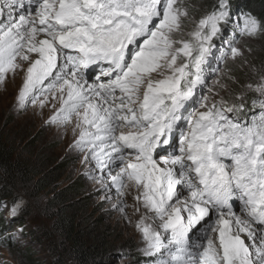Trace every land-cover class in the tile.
I'll return each instance as SVG.
<instances>
[{
	"label": "snow or ice",
	"instance_id": "obj_1",
	"mask_svg": "<svg viewBox=\"0 0 264 264\" xmlns=\"http://www.w3.org/2000/svg\"><path fill=\"white\" fill-rule=\"evenodd\" d=\"M230 10V0H216L192 20L186 38L183 0H0V82L24 71L20 110L59 101L46 123L72 125V147L99 172L87 174L105 190L103 199L111 201L115 190L114 208L123 213L125 189H135V211L142 203L159 221L141 216L135 225L150 264H264V64H248L251 49L229 41L221 58L240 59L258 80L234 92L238 80L226 65L212 72L219 76L209 94L196 96L211 69V41ZM257 35H264V20L244 14L241 36ZM97 64L103 66L90 83L84 69ZM249 91L261 97L252 99L258 119L234 120L230 114L243 111ZM23 206L0 205L12 217ZM198 231L204 236L193 240Z\"/></svg>",
	"mask_w": 264,
	"mask_h": 264
},
{
	"label": "rangeland",
	"instance_id": "obj_2",
	"mask_svg": "<svg viewBox=\"0 0 264 264\" xmlns=\"http://www.w3.org/2000/svg\"><path fill=\"white\" fill-rule=\"evenodd\" d=\"M213 0H183L188 10V19L184 20V32L192 28V20L198 21L202 15L211 11ZM216 1V0H215ZM233 30H230V29ZM243 20L231 13V18L226 25H221V32L211 41L213 48L208 57L211 64L206 85L197 87L196 96L200 94L208 95V88L213 86V81L218 78L219 72L215 75L212 72L216 69L224 70L227 67L232 69L233 75L238 83L232 84L234 92L241 91L242 85L249 82L255 83L258 76L251 72L248 64L258 65V49L262 45V37L257 35L252 39L241 36ZM241 41V47L250 48L251 52L245 51L244 56L248 64H244L240 59L235 63L231 60L227 62L221 58L222 53L229 48V41ZM35 59L36 54H31ZM26 70L28 62L20 61ZM63 62V61H61ZM89 82L90 80L89 77ZM24 79V71L17 69L15 74L8 73L6 80L0 82V134L13 146L15 151L26 160H29L40 176L45 175V185L42 188L30 187L33 197L30 198L21 192L14 200H5L0 205L7 204L10 209L17 200H23L24 206L16 216L9 215L8 209L0 207V264H75L72 239L69 235L76 237L80 244L90 247L92 252L101 257V264H150L149 258L145 257L141 251L144 241L135 225L141 216L146 217V222L158 226L159 221H153V213L147 212L143 204L137 205L140 212H136L133 207L136 202L133 197L136 195L134 188L125 189L127 195L123 197L124 212L113 207L118 197L115 190H112L111 201L103 199L105 190L100 189V185L87 174L89 170L95 175L99 172L94 166L82 163L83 153L72 147L74 135L71 130L72 125H49L46 123L48 117L53 114L51 103L59 107V101H52L41 109L31 102L20 110L15 104V99ZM47 87V84H45ZM119 94V93H117ZM227 98V92L221 93ZM43 99L41 93H37ZM49 99L52 93H47ZM59 95V93H57ZM261 99L258 93H245L243 112L244 116H251L255 110H259V105H253L252 99ZM191 101L185 111L192 110ZM239 103V101H237ZM195 108L201 110L196 104ZM253 110L252 113H249ZM256 114V113H255ZM232 116V113L230 114ZM73 117V121H75ZM125 132L130 129H121ZM135 131V129H131ZM183 130L187 132V125L183 124ZM78 134V133H77ZM180 129L174 134L173 148L179 154ZM172 150L171 148L169 149ZM119 168H114L113 174ZM75 185H79L77 191H70ZM63 196L62 201L67 214L73 222L71 233L66 232L61 226L60 220L62 205L54 200V196ZM187 192H184L185 198ZM71 202V203H70ZM236 202L234 207L237 214H240ZM22 219L23 222H16ZM205 227H207L205 225ZM23 232H19V229ZM216 233L208 231L207 235L215 238ZM215 235V236H213ZM15 236V240L10 239ZM203 237L204 232L198 231L193 235ZM206 243V241H205Z\"/></svg>",
	"mask_w": 264,
	"mask_h": 264
},
{
	"label": "trees",
	"instance_id": "obj_3",
	"mask_svg": "<svg viewBox=\"0 0 264 264\" xmlns=\"http://www.w3.org/2000/svg\"><path fill=\"white\" fill-rule=\"evenodd\" d=\"M216 3L212 1V6ZM231 13H234L236 17L244 19V14L251 13L257 18L264 20V0H230ZM230 30H233L232 28ZM240 33V32H238ZM262 39V45L258 49V65L259 67L264 64V35H260ZM257 110L254 111V113ZM243 112V111H242ZM251 110L249 113H252ZM235 116L239 119H244L246 116L242 115L241 112H235ZM45 175L40 176L37 173L33 164L26 159H23L13 148V146L0 134V203L5 200H14L15 197L21 192L26 197H33L30 192V187L35 186L42 188L45 185ZM79 185H75L70 191H77ZM63 201L64 197L61 198L58 195L54 196V200ZM59 201L62 205L60 206V220L62 221L63 229L71 233L73 230V222L70 217L65 214V204ZM71 203V202H70ZM16 222H23L22 219H18ZM4 225L1 221L0 227ZM72 239V249L74 250L75 264H101V257L96 255L90 247H85L80 244L76 237L69 235Z\"/></svg>",
	"mask_w": 264,
	"mask_h": 264
},
{
	"label": "bare ground",
	"instance_id": "obj_4",
	"mask_svg": "<svg viewBox=\"0 0 264 264\" xmlns=\"http://www.w3.org/2000/svg\"><path fill=\"white\" fill-rule=\"evenodd\" d=\"M187 109H188V108H187ZM237 207H238V209H239L240 206L238 205ZM215 235H216V234H215ZM215 235H213V236H215Z\"/></svg>",
	"mask_w": 264,
	"mask_h": 264
}]
</instances>
